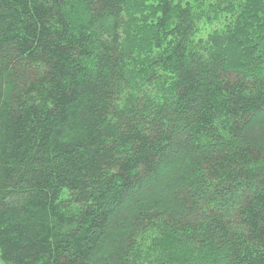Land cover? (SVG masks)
I'll list each match as a JSON object with an SVG mask.
<instances>
[{"label": "trees", "instance_id": "obj_1", "mask_svg": "<svg viewBox=\"0 0 264 264\" xmlns=\"http://www.w3.org/2000/svg\"><path fill=\"white\" fill-rule=\"evenodd\" d=\"M5 264H264V0H0Z\"/></svg>", "mask_w": 264, "mask_h": 264}, {"label": "rangeland", "instance_id": "obj_2", "mask_svg": "<svg viewBox=\"0 0 264 264\" xmlns=\"http://www.w3.org/2000/svg\"><path fill=\"white\" fill-rule=\"evenodd\" d=\"M0 264H5V263L1 260V258H0Z\"/></svg>", "mask_w": 264, "mask_h": 264}]
</instances>
